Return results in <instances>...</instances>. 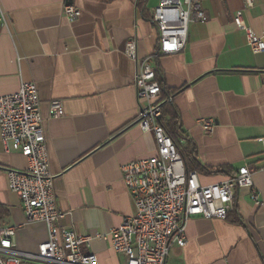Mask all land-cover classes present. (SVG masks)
<instances>
[{
    "label": "crops",
    "instance_id": "crops-1",
    "mask_svg": "<svg viewBox=\"0 0 264 264\" xmlns=\"http://www.w3.org/2000/svg\"><path fill=\"white\" fill-rule=\"evenodd\" d=\"M159 2L0 0V95L22 82L37 85L59 224L90 237L81 250L95 253L98 264H125L108 239L136 211L123 168L156 152L153 133L138 123L146 104L134 84L139 62L124 53L135 38L139 61L155 69L161 97L170 98L160 122L200 182L223 181L241 166L253 181L235 189L226 218H189L185 245L173 244L165 264H264V50L254 52L233 21L242 10L264 41V0L249 8L243 0H200L206 20H192L184 48L168 55L158 52L152 21ZM65 4L79 15L67 18ZM52 100L62 115L50 114ZM199 118L213 119V129L205 132ZM26 166L19 150L0 141V226L15 228L17 253L36 252L48 238L46 223L27 221L8 187L7 169Z\"/></svg>",
    "mask_w": 264,
    "mask_h": 264
},
{
    "label": "built area",
    "instance_id": "built-area-1",
    "mask_svg": "<svg viewBox=\"0 0 264 264\" xmlns=\"http://www.w3.org/2000/svg\"><path fill=\"white\" fill-rule=\"evenodd\" d=\"M243 1L245 8L253 5V0ZM63 11L70 20L79 15L73 5L65 4ZM194 19L206 20L200 0H160L152 12L158 52L165 55L180 52L187 42L189 23ZM233 21L244 31L254 52L264 50V41L245 23L242 10L235 12ZM4 22L5 13L0 4V23ZM124 53L139 62L134 84L139 99L146 104L139 109L138 123L143 130L153 133L156 152L124 166L123 180L136 211L125 216L109 232L108 239L112 249L125 256V264H165L173 244L185 245V225L189 218H226L233 209L235 189L251 187L253 181L247 166L211 184H202L197 170H187L171 135L160 122L162 105L170 98L161 100L162 87L155 69L146 59L139 61L135 38L125 42ZM62 113L61 102L52 100L50 114ZM198 123L205 132L214 127L211 118H199ZM0 141L5 150L12 145L27 159L24 170L7 169L9 189L19 196L27 221H43L48 227V238L38 244L36 252L17 253L12 242L15 228L0 226V264H98L95 253L81 250L82 245H88L90 237L59 224L62 213L54 193L34 82H22L17 91L0 95ZM252 198L259 204L257 193L253 192Z\"/></svg>",
    "mask_w": 264,
    "mask_h": 264
},
{
    "label": "trees",
    "instance_id": "trees-1",
    "mask_svg": "<svg viewBox=\"0 0 264 264\" xmlns=\"http://www.w3.org/2000/svg\"><path fill=\"white\" fill-rule=\"evenodd\" d=\"M163 99H164V96L161 97V100H163ZM163 104H164V103H163ZM162 106H163V105H162ZM164 127H165V126H164ZM165 129L167 130L166 127H165ZM167 132L171 135V137H172L174 143L176 144V147L178 148V145H177V143H176V140L173 138L172 134H171L168 130H167ZM178 150H179V148H178ZM179 152H180V151H179ZM180 154H181V153H180ZM181 156H182V155H181ZM182 158H183V156H182ZM183 161H184V158H183ZM184 164H185V167H186L187 170L192 169L191 166H189L188 162L184 161ZM193 167L197 168L198 165L195 164ZM195 170H196V169H195ZM233 174H234V173H233ZM233 174H231V175H233Z\"/></svg>",
    "mask_w": 264,
    "mask_h": 264
}]
</instances>
